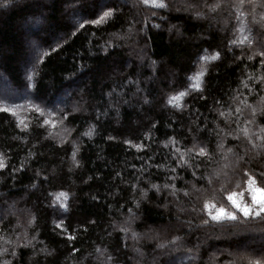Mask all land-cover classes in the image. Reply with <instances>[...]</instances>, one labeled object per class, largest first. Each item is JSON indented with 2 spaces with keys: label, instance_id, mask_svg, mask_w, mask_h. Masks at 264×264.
<instances>
[{
  "label": "trees",
  "instance_id": "1",
  "mask_svg": "<svg viewBox=\"0 0 264 264\" xmlns=\"http://www.w3.org/2000/svg\"><path fill=\"white\" fill-rule=\"evenodd\" d=\"M0 1V264H264V0Z\"/></svg>",
  "mask_w": 264,
  "mask_h": 264
},
{
  "label": "rangeland",
  "instance_id": "2",
  "mask_svg": "<svg viewBox=\"0 0 264 264\" xmlns=\"http://www.w3.org/2000/svg\"><path fill=\"white\" fill-rule=\"evenodd\" d=\"M105 1H104L105 3L103 2L102 6H104V5H106L108 3L107 0H105ZM113 1H116L119 4L122 3L121 0H118V1L117 0H113ZM167 2H168V4L170 6H175V4H178L179 8H181L182 10H185V11H190L192 9V6H193V4L190 3V0H169ZM235 2H236L237 5H240L242 3V0H235ZM245 3L246 2H244L243 5H245ZM252 3H255V2H252ZM2 4L3 5H5V4L8 5L7 2H4ZM78 6H79V4L77 2H72V5L68 6V9H72L73 10L72 13L70 14V17L72 18V20H76L77 19V15H76L75 10H76V7H78ZM42 24L43 23H40V22L39 23H35L34 21H31L30 23H28L27 25L24 26V29L32 30V31L34 30L35 32H37L39 30V28L42 26ZM131 36H132V31L126 33L125 35H123L121 37H116L114 40L123 41L125 46H127V48L130 50V53H129L130 57L132 59H135V60L139 61V62H143L144 59H145L144 51L142 50V48L139 46V44L136 41L135 42L132 41V37ZM26 38H27V49H28V51L32 55L37 54V53L39 54V52L41 51L40 50L41 48L39 47L40 46V43H39L40 41H37L38 43H35L34 40L32 41L30 39L31 38L30 36H28ZM40 54H41V52H40ZM0 99L8 100L9 102H11V88L5 83L4 80H2V78H0ZM75 105L76 106L78 105V103L76 101L75 102H71V104H70V106L72 107L73 111L77 110V107ZM7 213H10V212H7ZM250 238H251V236H249V238L248 237L247 238L242 237V240H246V242H248V245H251L250 244L251 240H249ZM220 242H222V240ZM241 245H243V244L241 243ZM245 248H246V246L245 247L244 246L239 247L240 250H245ZM184 253L180 252V253L176 254V256H178L177 259H178V262H179L177 264H183L185 262L189 263L188 261L191 262V261L196 260V258H197V256H195L194 254L187 253V252L185 254ZM247 263H249V262H247Z\"/></svg>",
  "mask_w": 264,
  "mask_h": 264
},
{
  "label": "snow or ice",
  "instance_id": "3",
  "mask_svg": "<svg viewBox=\"0 0 264 264\" xmlns=\"http://www.w3.org/2000/svg\"><path fill=\"white\" fill-rule=\"evenodd\" d=\"M144 3L148 4L149 0H144ZM152 3H153V6L164 7V5L162 3L157 4L156 0H152ZM110 14H111L110 12H105L104 16H109ZM97 22H99V21H93V23H97ZM233 43H235V41H233ZM261 55H264V53H261ZM218 57H219V53H215L212 56H203L200 59L201 60H209V59H217ZM249 59H251V57H249ZM262 62H264V61H262ZM202 75H203L202 71L196 73V77H202ZM189 79L192 80V79H194V77H190ZM190 87H192L195 90H200L201 86L199 83H193L190 85ZM184 95H185L184 92L178 93L176 96L171 97L169 99V103H173L175 100L182 98ZM176 106L179 107V105H176ZM4 110L7 111V109H4ZM221 115H223V113H221ZM44 123H50V122L48 120H45ZM51 123H52V126H55V122H51ZM86 134H90V133H86ZM126 143H128V142H126ZM133 147L139 149L142 146L137 144V145H133ZM177 151H179V149H177ZM199 154L200 155H206L203 147H201L199 149ZM73 158H75V152H73ZM4 166H5L4 157L2 154H0V168H3ZM254 184H255V181L253 180L249 185V192L251 193V204L242 202L243 194H241L240 200L235 198L236 193H232L227 197V199L231 202L232 206L236 210H238L240 213H242L245 217L249 216L250 214L259 215L260 213L264 212V188L254 187L253 186ZM153 187H156V186L153 185ZM60 195H66V194L61 193ZM254 206H258V208H254ZM205 207L207 208L208 205H205ZM209 215H211L212 219H214V220H221L223 218H227V219H231V220L236 219L235 212L227 211L224 207H220V208L216 209L214 214L212 211H209ZM58 227H59V225H58ZM4 264H8V262L5 261Z\"/></svg>",
  "mask_w": 264,
  "mask_h": 264
}]
</instances>
